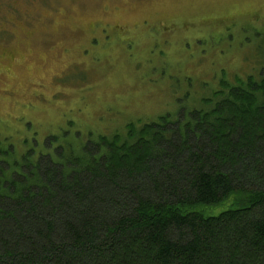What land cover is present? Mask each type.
<instances>
[{
  "label": "trees",
  "instance_id": "16d2710c",
  "mask_svg": "<svg viewBox=\"0 0 264 264\" xmlns=\"http://www.w3.org/2000/svg\"><path fill=\"white\" fill-rule=\"evenodd\" d=\"M216 98L86 141H0V264H264V74Z\"/></svg>",
  "mask_w": 264,
  "mask_h": 264
},
{
  "label": "rangeland",
  "instance_id": "374dc122",
  "mask_svg": "<svg viewBox=\"0 0 264 264\" xmlns=\"http://www.w3.org/2000/svg\"><path fill=\"white\" fill-rule=\"evenodd\" d=\"M250 74L264 0H0V141L19 152L206 109Z\"/></svg>",
  "mask_w": 264,
  "mask_h": 264
}]
</instances>
